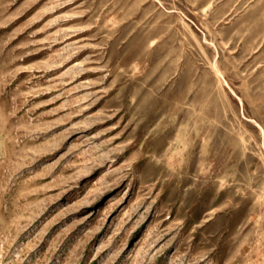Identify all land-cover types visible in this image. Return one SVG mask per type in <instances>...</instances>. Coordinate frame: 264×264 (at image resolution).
Returning <instances> with one entry per match:
<instances>
[{"label":"rangeland","instance_id":"374dc122","mask_svg":"<svg viewBox=\"0 0 264 264\" xmlns=\"http://www.w3.org/2000/svg\"><path fill=\"white\" fill-rule=\"evenodd\" d=\"M0 264H264V0H0Z\"/></svg>","mask_w":264,"mask_h":264}]
</instances>
